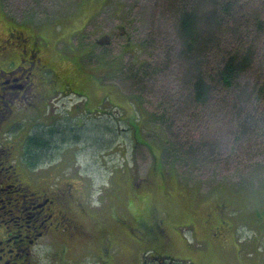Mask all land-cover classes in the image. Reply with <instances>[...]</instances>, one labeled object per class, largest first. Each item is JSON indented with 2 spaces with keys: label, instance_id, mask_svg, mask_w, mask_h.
<instances>
[{
  "label": "trees",
  "instance_id": "obj_1",
  "mask_svg": "<svg viewBox=\"0 0 264 264\" xmlns=\"http://www.w3.org/2000/svg\"><path fill=\"white\" fill-rule=\"evenodd\" d=\"M164 1L167 6L165 15L169 17V20L172 17V27L176 38L174 50L166 47L170 45L167 40L163 44L167 49L165 53L167 58L171 53H176L174 57L179 69L178 81L180 82L178 91L180 94L176 100L179 107L176 111L170 114L169 111L173 109V103L171 98H166L165 102L164 99L161 101L162 105L158 112L150 113L145 110L140 96L131 95L126 98L124 94H120L116 84L105 83L104 79L99 80L96 79L98 78L96 75H91L95 81L91 85L90 98L82 105V110L88 113V117L85 118L93 119V117L99 116L104 120L88 124L81 129L72 128L69 122H65L47 130L38 129L33 133L28 132L23 139L26 148L23 160L29 168L36 167L35 159L38 158L49 162L55 152L56 156L69 154L71 160L67 165H74L75 144L82 142L83 134H88V131L101 133L104 129L113 138L117 134L120 136L119 122L121 121L127 123V127L123 128V131L121 130L122 133L127 134L126 137L134 144L139 142L149 147L153 161L149 165L144 185L159 184L156 190L157 193L161 190L162 195L168 191L170 181L177 183L179 180L178 187L189 191L191 187H185L188 185L190 174L202 169L201 166L210 169L211 163L220 164L222 155L225 156L227 162L236 160L240 165L238 169L240 172L251 168L252 173L256 167L263 168L264 73L257 72L255 63L257 62L258 66L260 58L264 60V52H261V46H259L260 39L257 41L259 33L264 34V14L261 11L258 13V10H264V0H260V6L257 7L256 13L255 10L246 11L245 0ZM1 2L3 9L10 11V8L6 9L7 0H1ZM4 15L9 16L10 14L6 12ZM54 24L56 23L51 26ZM145 44L144 40L142 46ZM152 46L153 44L150 42V47ZM152 49L156 51L154 47ZM263 60H260L261 63L258 66L261 71H264ZM167 69H171L168 63H164L159 68L152 60L150 63L143 61L134 71H129L125 77L126 81H134V83L143 85L144 80L152 79L154 73L157 75ZM107 75L108 79L112 78L109 70ZM146 86L138 87L146 88ZM101 90L105 92L101 97H98ZM1 109H3V105ZM118 109L124 111L123 115L120 113L118 116ZM74 112L77 113L78 109H74ZM127 113L129 115H126ZM222 116L225 121L221 119ZM109 118L111 122L107 120ZM214 122L219 125L216 127L217 130L211 128L214 127ZM195 132H198V138L195 137ZM147 135L157 138L159 141V146L153 144L155 149L159 150L157 154L151 148L150 143L145 141ZM181 138H184L183 141L186 143L191 142L188 149H184L179 144ZM61 148L64 150L62 153H60ZM216 158L218 159L216 160ZM69 170H63L60 174L56 173L55 176V182L61 186L65 185L64 189L67 188V184H73L71 178L67 177L75 171ZM76 174H79V171ZM134 176L131 170H123V166L122 170L112 173L109 181L110 189L115 191L113 195L117 196L116 192L124 191L125 182L127 183L125 185L127 196L137 194ZM225 182L227 186H223L226 187L224 190L226 193L220 194L223 198L221 203H213L211 206L204 207L202 211L198 207L205 194L190 191L192 192L190 209L192 219L190 218V221L185 225L176 227L178 233L183 230L182 228H187L189 231L191 228L193 230L194 225L200 227L199 232L190 231L192 243L182 237L189 248L201 245V250H206L209 245L214 243L221 246L222 240L228 232L232 236V240L238 237V218L230 217L233 212L230 208L240 207L243 203L239 201V198L232 197L231 190L238 193L244 186ZM257 185H260L259 180ZM14 190L21 192L19 187H15ZM87 195H91L90 185L80 196L70 195L69 189L63 192L59 197V206H57L61 215L59 218L61 227L57 228L56 233L65 235L69 233V238H78L82 236V226H86V231L92 234L100 232L102 226L113 229L111 223H114L121 224L128 235L127 224L129 225L128 221H132L133 224L139 225L140 230L138 232L133 230L130 224V239L140 237L139 241L143 242L140 245L138 257L129 256L132 259V264L166 263L162 254L167 246L165 234L159 233L155 229L160 227L161 222L164 228L166 226L167 221H165L166 216L163 211L156 205H152L145 217L140 216L133 222V218L129 219L128 216L121 214V210L128 213V207L132 206L130 203L133 202V198H131L128 203L125 202L122 209V201L116 202L115 206L109 204L102 209L103 215L100 218L92 215V220H90L83 214L84 210L79 204L84 201ZM223 205L227 206L229 213L224 210ZM31 211L33 210L28 209L24 213L23 217L26 221L31 217ZM117 213L120 216H117ZM248 216L251 218L250 215ZM32 221L29 220V224ZM134 241L136 242L137 239ZM99 247L100 245L97 243L91 245L92 251L97 253V264L104 261L107 264H114V253L111 252V256L110 252L107 253V249L99 251ZM123 252L124 246L118 253V259L123 256ZM127 252L131 253V250ZM259 262L261 264L262 260ZM167 263L173 264V260Z\"/></svg>",
  "mask_w": 264,
  "mask_h": 264
},
{
  "label": "rangeland",
  "instance_id": "obj_2",
  "mask_svg": "<svg viewBox=\"0 0 264 264\" xmlns=\"http://www.w3.org/2000/svg\"><path fill=\"white\" fill-rule=\"evenodd\" d=\"M245 2L246 11L255 10L254 12H257L260 0H245ZM7 4L6 9L10 8V11L3 9L0 0V38L3 37L5 31L3 16L6 12L17 21L30 20L34 23L43 22L50 25L53 22H58V16L67 15L70 20L75 19L70 23L71 26H79V24L85 23V36L83 39L73 37L78 53H83L84 50L81 48L91 45L94 38L99 35L103 34L110 37L108 44L93 43L90 57L94 56L96 59L88 63L92 69L98 70L97 74L100 76H108L106 71H110L112 78L107 79L105 83L116 84L121 92L120 94H124L126 98L131 95L140 96L145 110L150 113L158 112L162 105L161 101L164 99L165 102L166 98H171L173 103V109L169 111L170 114L179 107V104L176 103L180 94L178 92L180 89L179 69L174 57L176 53H171L173 58L171 55L167 58L165 56L167 49L163 45L167 40L170 45L166 47L174 50L176 44L172 17L169 20V17L165 15V13L167 14V6L164 0H7ZM259 11L264 14V10H258V13ZM14 25L18 26V23ZM102 37L100 36L98 39ZM144 40L146 44L142 46ZM257 41L260 43L258 45L261 46V52H264V34L262 32L259 33ZM150 42H152V47L156 51L150 47ZM98 53H103V56L97 58L95 54ZM151 60L159 68L164 63H168L171 69L159 72L157 75L154 73L152 79L148 80L147 78L144 80L143 85H147L146 88L138 87L143 85L134 83V81H126L125 76L129 71H134L143 61L150 63ZM260 60L263 59L260 58ZM260 60L258 66L261 63ZM258 66L256 62L257 72L264 73V71L259 70L260 67ZM155 76L157 77L155 78ZM104 92L103 90L99 91L98 97H101ZM1 100L4 101L5 98L3 97ZM59 103L60 101L56 102L53 108H56ZM71 104L67 103L68 107ZM26 112L30 117L36 115V112L32 109H28ZM123 112V110L118 109V116H120V113L123 115ZM126 115H129V113ZM22 119L27 118L24 116L12 118L14 122L12 128L20 126L16 128L20 131L24 127V125L21 126ZM80 119H82L80 124L84 126L104 120L99 116L93 117V119ZM221 119L225 121L223 116ZM107 120L111 122L110 118ZM214 123V127L211 128L217 130L216 127L219 125L216 122ZM126 125L127 123L124 121L119 122L120 136L117 134L114 138L104 129L101 133L88 131V134H83L81 136L82 142L75 144L74 165H67L71 160L69 154L67 156L58 154L56 157L55 152L50 165L44 164L42 169L44 182L49 185L53 182L52 180L49 182V180L55 178L56 173L60 174L63 170H73L75 172H72L71 176L67 178H71L73 185L77 187L82 185L81 190L75 192L77 196H80L88 185H91V198L97 205H100L101 197H106L113 206L116 205V202L122 201V209L125 202L128 203V200L133 198V202L130 203L132 206L128 207V213L121 210V214L128 216L129 219H137L140 216L145 217L148 209L152 205H156L158 209L165 213V221H167L165 226L167 246L162 252L166 262L164 264H168L167 262L171 260H173V264H260L259 261L261 260V264H264V164H262L263 168H254L252 173L251 168H246L243 172H240L238 170L240 165L237 164L236 160L227 162L225 156L222 155L220 164L211 163L210 169L201 166L202 169L190 174L188 185L185 187H191L189 191L178 187L179 180L177 183L170 181L168 191L165 195H162L161 190L158 193L156 190L159 184L144 185L149 165L153 161L151 151L146 144L139 142L134 144L126 137L127 134L121 132L123 128L127 127ZM226 126L225 129H227ZM95 133L97 134L95 135ZM194 134L196 138L199 137L198 132ZM183 140L184 138H181L179 144L184 149H188L191 142L186 143ZM145 141L150 143L151 148L157 154L159 150L155 149V146L160 145L157 138L147 135ZM62 150L61 148L60 153L64 151ZM262 161L264 162V159ZM122 166L123 170L129 169L135 175L134 185H137L136 191H138L135 195L127 196L125 191L126 182L124 191L122 193L116 192L117 196H114L115 191L109 188L110 176L112 173L122 170ZM76 170L79 171V174H76L78 172ZM127 174H129L128 171ZM258 180L260 185H257ZM84 181L87 183L83 187ZM225 181L234 183L237 186L240 184L244 186L242 191L238 193L231 190L232 197L239 198V201L243 203L240 207L230 208L233 211L230 217L233 219L238 218L239 226L237 227L239 230L237 232L238 237L235 239L236 242L232 240V236L228 232L222 240L223 244L221 246L214 243L209 245L206 250H201V245H194L193 248H189L182 237L191 242L190 231L199 232L200 227L194 225L193 230L191 228L189 231L187 228H182L183 230L179 233L176 232V227L185 225L190 221V218L192 219V211L190 210L192 192L205 194L202 203L198 207L202 211L204 207L211 206L213 203H221L223 198L220 194L226 193L224 192L226 189L224 186H227ZM223 208L229 213L227 206L223 205ZM102 215L103 212L97 217L100 218ZM74 241L76 242L77 239ZM50 243L41 241L38 245L39 254L41 255L40 264H85L84 256L74 251L75 246L72 241L67 244L60 242L57 246L55 244L50 245ZM142 243V241L136 243L134 238L130 241L124 240L123 256L118 259L119 251L118 249L114 250L116 258H114L113 263L132 264L130 257L132 255L138 257ZM129 244L130 246H128ZM76 249L78 250L79 247H76ZM121 249L122 247H120ZM129 250H131V253L127 252ZM87 256L93 257L91 253H87ZM258 257L260 258L259 261ZM94 264H97V262ZM153 264L155 263L153 262Z\"/></svg>",
  "mask_w": 264,
  "mask_h": 264
},
{
  "label": "flooded vegetation",
  "instance_id": "obj_3",
  "mask_svg": "<svg viewBox=\"0 0 264 264\" xmlns=\"http://www.w3.org/2000/svg\"><path fill=\"white\" fill-rule=\"evenodd\" d=\"M68 17L58 16L59 20L53 22L56 23L53 26L8 17L3 19L5 31L0 38V264H40L38 245L41 241L51 242L50 245L56 246L60 242L67 244L72 241L74 251L84 256L85 264H94L97 262V253L92 251V244H99L98 250L107 249L110 255L117 249L120 253L124 240L131 238L129 225L137 232L140 230L138 224L128 221L129 236L121 224L114 223H111L113 229L102 226L100 232L92 234L86 231V226H82V236L78 238H69V233H56L57 228L61 227V215L57 208L59 197L67 189L70 195L75 194L81 190L82 185L77 187L67 184L64 189L65 185L56 183L55 178L49 180L54 183H45L42 169L44 164L50 165L54 157L51 162L42 158L35 159V168H29L23 160L26 149L23 139L28 132L47 130L65 122H69L72 128H84L80 124V118L88 117V113L82 110V105L92 92L91 85L95 79L91 75H96L99 80L104 79L103 82L108 79L107 76L98 75V70L92 69L88 63L96 59L94 56L90 57L93 43L109 42L110 37L99 35L98 37H103L94 38L91 45L81 48L83 53H78L73 37L83 39L85 24L75 28L70 24L75 19L70 20ZM103 53L95 55L99 58ZM3 97L5 100L1 101ZM58 101L59 105L53 108ZM67 103L72 104L68 107ZM28 109L34 110L36 115L28 116ZM74 109H78V112H74ZM20 116L27 119H22L21 126L24 127L19 131L16 128L20 126L12 128V118ZM86 183L84 181L83 187ZM15 187H19L21 192L15 191ZM91 197L87 195L79 203L84 210L83 214L90 220L92 215L98 216L110 204L108 198L101 197V203L97 205ZM28 209L33 210L28 218L33 220L31 224L23 217ZM117 216L120 214L117 213ZM135 220L133 218V222ZM155 229L159 233H166L162 222ZM134 239L139 242L140 237ZM87 253H91L93 257L87 256ZM104 262L98 264H107Z\"/></svg>",
  "mask_w": 264,
  "mask_h": 264
},
{
  "label": "bare ground",
  "instance_id": "obj_4",
  "mask_svg": "<svg viewBox=\"0 0 264 264\" xmlns=\"http://www.w3.org/2000/svg\"><path fill=\"white\" fill-rule=\"evenodd\" d=\"M20 113V111H18ZM257 157V156H256ZM28 175V174H27Z\"/></svg>",
  "mask_w": 264,
  "mask_h": 264
}]
</instances>
